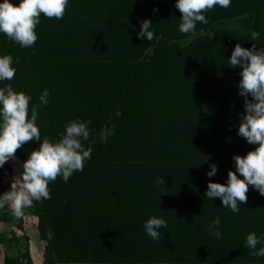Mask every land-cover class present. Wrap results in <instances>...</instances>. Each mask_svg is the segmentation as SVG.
<instances>
[{
    "label": "trees",
    "instance_id": "1",
    "mask_svg": "<svg viewBox=\"0 0 264 264\" xmlns=\"http://www.w3.org/2000/svg\"><path fill=\"white\" fill-rule=\"evenodd\" d=\"M175 3L69 0L63 19L41 15L31 48L0 34V55L21 58L0 88L25 92L30 107L50 93L36 121L41 140L58 141L72 120H91L83 171L67 182L58 176L51 199L25 210L37 218L44 264H264L244 246L247 234H264V196L250 186L239 213L206 198L209 181L226 183L235 171L233 156L257 147L237 134L244 97L228 59L237 43L264 48V0L216 6L195 34L179 32ZM142 19L152 22L151 41L137 36ZM39 143L26 142L16 156L24 163ZM211 163L218 171L208 177ZM11 172L7 162L0 168V194ZM153 215L168 224L159 240L143 227ZM216 217L221 239L207 230ZM10 239L19 242L13 232ZM22 258L32 262L28 246L4 263Z\"/></svg>",
    "mask_w": 264,
    "mask_h": 264
},
{
    "label": "clouds",
    "instance_id": "2",
    "mask_svg": "<svg viewBox=\"0 0 264 264\" xmlns=\"http://www.w3.org/2000/svg\"><path fill=\"white\" fill-rule=\"evenodd\" d=\"M232 0H176L175 7L182 13L179 32L195 34L197 23L207 24L205 12L219 6L228 8ZM69 0H0V34L21 48H31L38 40L36 27L41 15L51 19H63ZM153 12H158L154 8ZM141 29L138 38L153 39L150 19L140 20ZM255 36V33H253ZM20 57L0 55V82L11 81L16 74L14 64ZM228 66L239 68V95L244 97V113L238 128V135L247 142L257 145L246 155H234L235 171L229 170L226 183L209 181L206 198H220L224 208L233 213L240 212V206L247 202L250 186L264 196V48L253 45L242 47L237 43L228 59ZM50 93L45 89L39 96V104L30 107V96L16 91L8 84L0 88V168L16 159L18 149L29 141H39V147L31 151L23 163V172L16 177L10 190L0 194V210L11 207L12 214L21 218L25 210L33 206L34 201L51 199L49 183L61 177L64 182L76 171H83L84 163L91 159V147H85L83 141L90 137L91 120H72L58 141L47 137L41 140L37 126L40 106H47ZM251 97V98H249ZM208 177L217 174L218 166L211 163ZM239 174V175H238ZM242 177V178H241ZM164 178L157 180L162 187ZM66 203V201H65ZM221 218L216 217L207 225L210 235L222 238L219 230ZM146 234L153 240H159L161 228H167L162 217L151 216L143 225ZM260 245L259 248L257 246ZM254 257H264V234H247L245 245Z\"/></svg>",
    "mask_w": 264,
    "mask_h": 264
},
{
    "label": "rangeland",
    "instance_id": "3",
    "mask_svg": "<svg viewBox=\"0 0 264 264\" xmlns=\"http://www.w3.org/2000/svg\"><path fill=\"white\" fill-rule=\"evenodd\" d=\"M7 163L14 179L21 175L23 163L17 156L15 160H10ZM0 213H7L11 217L9 222L0 221V264H5L4 258L6 256H19V251H25L27 246L29 247L32 262L29 263L28 258H22V264H44L45 242L40 238L37 231V218L30 213L26 214L23 226L20 228V218L12 214L11 207L0 210ZM12 232L18 238V243L10 239Z\"/></svg>",
    "mask_w": 264,
    "mask_h": 264
}]
</instances>
